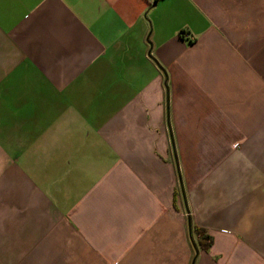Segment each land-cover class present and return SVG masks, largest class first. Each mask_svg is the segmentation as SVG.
<instances>
[{
	"label": "crops",
	"instance_id": "crops-1",
	"mask_svg": "<svg viewBox=\"0 0 264 264\" xmlns=\"http://www.w3.org/2000/svg\"><path fill=\"white\" fill-rule=\"evenodd\" d=\"M0 264H264V0H0Z\"/></svg>",
	"mask_w": 264,
	"mask_h": 264
},
{
	"label": "trees",
	"instance_id": "trees-1",
	"mask_svg": "<svg viewBox=\"0 0 264 264\" xmlns=\"http://www.w3.org/2000/svg\"><path fill=\"white\" fill-rule=\"evenodd\" d=\"M156 0H154L155 2ZM179 193L183 197V201L185 202L184 198V193L182 190V186L179 180V185L177 187V190H175V194ZM191 233L194 234V239H195V246L197 247L198 250H204L207 251V249L210 247L212 240L210 235L207 233L206 230L193 226L191 225L190 227Z\"/></svg>",
	"mask_w": 264,
	"mask_h": 264
}]
</instances>
